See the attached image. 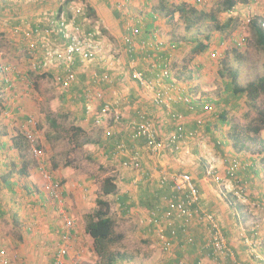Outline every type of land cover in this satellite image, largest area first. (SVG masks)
Returning a JSON list of instances; mask_svg holds the SVG:
<instances>
[{
  "label": "rangeland",
  "instance_id": "374dc122",
  "mask_svg": "<svg viewBox=\"0 0 264 264\" xmlns=\"http://www.w3.org/2000/svg\"><path fill=\"white\" fill-rule=\"evenodd\" d=\"M39 1L44 3L46 0ZM47 1L51 3L53 0ZM87 1L89 3L90 0ZM148 1L149 3H147ZM157 1L158 0H106L107 5L104 8H107L106 11H108L111 20L117 24L116 28L118 32L122 31L123 33L128 23H142L146 17V13L148 14L150 10V7L147 5L151 4L152 6L157 4ZM173 1L177 4L187 3L198 9L215 14L221 22H225L229 18L234 19L231 27L227 28V30L222 33L214 32L212 26L208 22L196 27L191 33L185 30L184 23L178 18L172 22L162 19L155 24L157 36L165 43V49L170 51L169 61L178 85L184 87L186 92L199 103V106H211V110L206 112L205 109H203L196 117L201 118L202 124L200 130L203 131L204 127L217 123L218 115L222 109L221 106H224V103L221 105L220 101L225 97L227 78L221 77L219 75L220 71H226L227 69L237 70L239 72V82L241 85H247L264 75V49L258 45L256 36L251 27L252 19H264V4L255 3L251 0H248L249 3L245 4V0H241V3L238 4L233 12L222 13V0H201L202 2H200V0H172V2ZM57 2V0H54V3ZM65 2V0L61 1L64 8L68 10L65 13L66 15L68 12L71 16L74 14L72 11L74 6L80 5V7H85L84 0H76L69 6H66ZM5 7L6 5L4 3L2 9ZM97 14L98 13L92 17H88L87 12L86 14L78 15V23L86 29L98 27L101 30V39L109 45L106 46L107 49L119 50L121 38H119L118 35L113 36L110 31L106 29L105 24L99 20L101 18L99 14ZM1 18L0 63L14 65L16 68L15 71L18 72L21 80L18 79L15 82L17 83L15 87L6 90L3 94L4 96L0 97V143L2 142L9 147L12 144L11 138L19 133L22 123L26 121L28 115H31L37 122L39 133L38 140L39 143L43 145L45 152L44 164L39 165L29 149L25 156L20 158V154L15 148L9 151L6 150V153H13V158L18 159V161L14 163L19 162L15 164V171L17 174L16 181L19 178V169L25 162L23 158H27L26 161H28L29 167L25 170L26 176L21 175L23 179L22 182L24 183L26 181V183L29 182L31 185H34L35 180L33 175H40L39 179L41 182L39 179L38 180L41 184H37L38 186H36L32 194L36 193L37 196L41 194L46 202L43 203V207L37 209L31 208V210L41 219H50L52 216H55L57 220L60 219L63 223L65 215L68 214V216H70V211L67 207L68 201L78 199L83 207L79 208L77 211L81 213V215H84V219L87 223L86 217L88 215H93L96 210L100 209L98 200H104L107 206H101V208L105 209L114 219L116 234L123 237L120 243L112 247V251L124 253L128 259L118 264H176L178 260H175L174 250L169 253L165 252L157 239L156 233L152 231L153 229L148 225L149 208H147V204L149 203V197L145 196V201H142L143 204H139L137 196H139L140 188L138 187L135 189L130 180L133 173L129 170H125L119 162H114L111 158L106 157L109 153L108 149L113 143V138H119V129L123 127L119 125L118 128H115V124L102 127L96 125L92 120H80L79 115L81 112L78 102L76 101L79 96L78 93L75 95L72 89L65 90L57 85L55 78H53L56 70H51L45 74L32 70L33 67L29 58L32 54L27 50V46L23 44L21 52L19 50L18 52L14 50L16 47L15 43H17L14 40L17 39L15 37H22V35H15L14 38H11L14 35V24L12 25V23L8 22V18L5 14H2ZM118 23H120V26ZM116 31L117 30H115V32ZM209 33L212 35L209 49L202 54H192L190 52L191 46L188 44L181 47L178 52H173L170 49V45L178 39H191L197 36L200 41H204L205 35ZM241 38L246 39V44L243 47H237L236 41ZM12 43L14 45H12ZM214 53H217L215 57L213 56ZM107 54H111V52H107ZM34 57L38 58L40 54H36ZM115 58V69H119V72L125 74V77L129 78L128 58L123 55V53L115 55ZM140 64H143V62H138V66ZM80 67V72L84 71L85 68L90 71L96 70L97 68L96 66L85 67L83 65ZM8 85L9 84H6V82H2L1 87L7 89ZM121 85H124V82L121 83ZM126 91L128 92V90ZM140 93H142L141 98L145 99L143 96L145 92L141 90ZM125 98L129 101L127 96H125ZM217 103L219 104L217 105ZM234 103L235 102L225 107L228 108V118L233 125L238 126L239 129L245 130H249V127H256L258 125L255 120L256 112L251 105L244 99L238 101V106L236 108H233ZM4 105H8L9 108L6 109ZM258 105L260 108H264V96L261 97ZM183 120H185V117H183ZM12 122L15 131L13 129L14 133L11 134L13 136L10 137L8 124ZM122 122L125 128L129 127L126 123L127 119L124 118ZM77 128L81 129L78 133H76ZM229 129L228 126H224L221 129H214L217 137L223 136L225 138L223 141L226 140L227 142L226 148L222 151L223 153L219 152V146L215 145L213 141L210 140V136L207 132H203V137L200 138L199 141H196L199 143L203 141L206 146H208L207 149H205L206 154L207 152L210 154V158L208 156V158L204 160L201 156L198 157L199 159H193L194 164L198 165V172L199 175L201 174V177H203L206 168L211 166L219 173V160L223 162V166H226V160L231 154H238L232 146V141L226 139ZM248 133L251 134L250 132ZM260 137L264 138V131L260 133ZM191 153L195 155L193 150ZM43 167L50 172L53 178L61 185L62 181L70 185L69 196L67 193V196L63 195L64 204L66 206L62 214L65 215L60 213L57 203L53 200H49L46 197L47 195L39 189L43 187ZM61 174L62 176H58ZM192 175L195 176V174ZM109 177L116 179L118 191L114 195L105 196L102 193V184L104 180ZM207 182L220 197L226 195L227 190L223 185L217 184L212 179H208ZM262 187L264 189V181ZM79 189L83 190L87 199L84 198V194L82 195L81 192L79 193ZM152 189L157 191V189L160 188L159 186L153 185ZM1 191L2 189H0V192ZM86 191H88V193ZM126 193H130L131 195V198H128V196L126 197L127 201L134 200L136 204L134 203L131 206L128 203L124 206L121 205L126 199L124 197L127 195ZM3 195L4 197L2 199L5 201V204L2 209H4L6 213L3 214V216L0 215V226L8 228L11 222L9 219L14 220V214L7 206L11 202L9 199L10 196L8 197L5 192ZM66 197L68 199H66ZM17 198L20 199V207L24 206V203L28 201V199L23 196ZM29 198L31 199L30 196ZM152 198L151 201L155 204L156 199L153 198V200ZM223 200L226 201V198H223ZM260 202L264 203V198H262ZM218 203H220L219 200ZM163 206H165V204H163ZM124 207H126V210ZM259 210H261V208ZM19 212H22L21 208H19ZM23 212L21 215H23ZM28 213L30 212L28 211ZM15 215L18 216V214ZM4 216L7 217L4 218ZM249 217L250 215L248 214L246 219L242 220V224L245 228L252 229L256 227L254 222L257 220L259 221V219L258 215H256L254 219L252 218V220ZM236 224L238 227L240 226L238 220ZM40 226L42 229V225ZM263 228L262 224H260L258 228L259 247L257 249L258 255L262 258H264V242L261 239V231L264 230ZM238 232L239 229L237 234ZM250 233H252V230H250ZM31 235L32 234H25L29 242L32 240L29 238ZM56 239L57 237H54V241L46 242L45 249H49L50 247V251L47 250L48 254L42 253L43 257L41 261L44 264H51L52 262L53 255L56 253V244L58 245ZM202 241L203 240L200 241V246L202 245ZM231 246L233 247V245ZM82 247L84 248V253L76 252L74 255L69 254L68 264H97L99 259L96 253L90 250L91 244L85 242L82 244ZM246 250L250 251L248 248ZM260 250H262V254ZM249 255L251 259L256 262L255 264L261 263L260 258H256L251 253H249ZM46 257L48 258L46 259Z\"/></svg>",
  "mask_w": 264,
  "mask_h": 264
},
{
  "label": "built area",
  "instance_id": "2783aa9c",
  "mask_svg": "<svg viewBox=\"0 0 264 264\" xmlns=\"http://www.w3.org/2000/svg\"><path fill=\"white\" fill-rule=\"evenodd\" d=\"M0 0V9L2 5ZM255 3H263L264 0H252ZM200 2H202L200 0ZM72 11L75 14H84L85 8L74 6ZM42 23V22H41ZM46 28H30L25 29L22 26L13 28L14 35L24 36V41L27 43V50L32 54L30 63L35 72L48 73L51 70H56L53 78H55L58 86L65 90H70L78 83V72L76 68L78 63L85 67L89 65L96 66V71L92 75V84L95 86V99L102 103L101 111L95 114L94 122L98 126H111L112 124L122 123L121 106L126 100L125 96L119 90H114L110 100H105V94L101 90L100 85H111L114 81L111 77V71L115 69V55L124 53L129 58V79L135 82L143 92H151V103L157 107L163 114H166L174 123L175 129L164 135L161 126L156 123V120L150 114L139 111L137 119L129 124L131 138L133 141L142 140L145 144L147 152L154 158H162L164 155L172 153L173 155H183L185 157L192 155V150L188 143L195 140L201 133V118L197 119V128L192 131H186L181 123L182 115L175 112L174 105L184 103L192 113H196L195 105L189 106L194 98L186 92V89L175 80L173 68L170 61L163 59L154 51H164L165 43L155 35L149 41L138 42L139 26L128 23L126 31L120 40L119 50H108L107 45L101 39V30L98 27L86 29L76 22L72 17L69 18L65 13L57 15L55 18L47 22ZM264 28V22H262ZM61 42V43H58ZM246 44V39L241 38L236 41L237 47H243ZM111 52V54H107ZM150 53V55H149ZM40 57H34V55ZM217 53H214V57ZM146 63V70L138 68V62ZM88 65V66H87ZM53 68V69H52ZM15 67L9 63H0V84L6 82L7 89L0 86V97H3L6 90L13 89L10 84L11 74L19 76L15 71ZM102 71V73H99ZM148 73L155 75L154 79L147 77ZM53 74V73H51ZM94 90V89H91ZM194 102H196L194 100ZM205 111L211 110V106L203 107ZM88 112H93L92 104L88 105ZM94 115V113H93ZM114 125V126H115ZM19 133L24 136L29 151L37 160L39 165L44 164V147L38 140L37 122L34 117L28 115L26 121L22 123ZM18 134V133H17ZM125 157L122 160L124 169L133 171L136 175L133 178L132 185L137 188L142 181L152 180V176L145 173L143 169L142 155L137 149H130L127 142L121 138L113 147L112 156L114 158ZM227 176L234 180L237 169L240 167V162L234 160L229 163ZM156 172L159 175L157 183L159 187H171L172 199L169 202V208L160 212L156 209L148 213V225L154 229L158 241L162 245L165 252H171L177 245L176 237L179 227L186 230L194 222H198L200 226L206 229L205 237L202 241L201 256L196 264H206V259L212 264H226L230 261L231 264H246L242 261L236 250L230 245L215 213L202 210L200 208L201 192L198 188L191 173L172 172L163 166H157ZM43 193L46 194L49 200L64 204V197L60 185L53 179L52 175L43 167ZM206 178L212 179L217 184H221L225 189H230L236 199L246 206L251 205L252 208H262L261 203L254 202L249 199L246 185L234 184L227 185L223 176L219 175L211 166L206 169ZM236 183V182H235ZM227 186V188H226ZM254 231L249 234L248 230L243 228L240 231V239L250 252L257 258H260L264 264V258L258 255L259 224H255ZM74 222L67 219L63 233L61 235V244L53 256L51 264H68V256L71 245L74 241ZM257 233V234H255ZM187 246L195 244V240L187 237L183 240ZM0 264H14L9 257L8 251L4 248L0 249ZM178 264H186L179 261Z\"/></svg>",
  "mask_w": 264,
  "mask_h": 264
},
{
  "label": "crops",
  "instance_id": "0c3cea01",
  "mask_svg": "<svg viewBox=\"0 0 264 264\" xmlns=\"http://www.w3.org/2000/svg\"><path fill=\"white\" fill-rule=\"evenodd\" d=\"M57 1H58L57 3H54V0L51 3L50 2L48 3V1L46 0L44 3H42V1H39V0H2L1 4L5 3L6 7L3 9H0V20H2L1 15L5 14V16H7L8 18V22L12 23V25L13 24H15V26L19 25V26L24 27L25 29L37 28V27L46 28L47 22L55 18L59 14L60 8L64 7V5L61 3V1L63 0H57ZM75 1L76 0H74L73 2ZM106 3H107L106 0H90L89 1V4L91 5V7L96 11V13L99 14L101 18L99 20L105 24L106 29L109 30L113 36L118 35L119 38H122L123 34L126 31V27L124 28L123 33L122 31L118 32V29L116 28L117 24H115L114 21L111 20L110 16L108 15V11H106L107 8H104L107 5ZM84 14H86V12ZM78 15H83V14L74 13L72 15V18L75 19L76 22H78ZM118 24L120 26V23ZM133 25H137L140 27L139 28L140 30H144L145 25H141V22H138L137 24H133ZM115 30L117 31L115 32ZM14 37L15 35H13V37L11 38H14ZM15 38H17V39H14L15 42L17 43H15L16 47L14 50L17 52L19 50L21 52L22 45L25 43L24 36L23 37L18 36ZM12 45L14 44L12 43ZM123 55L125 54L123 53ZM126 57L128 58V56ZM129 62L130 61L128 58V64ZM77 65H78L77 72L79 73L78 83H77V87L74 86L72 88L73 93L75 95L79 89H84V90L88 89L87 88L89 87L88 85H90V83H93L92 82L93 72L96 71V70L90 71L89 69L87 70L85 68L84 71L80 72V69H81L80 66L82 65H80L79 63ZM89 66L94 67V64L89 65ZM138 68L142 70H146L147 66L145 62H143V64H140ZM98 72L102 73V71H99V70ZM110 73H111V77L113 78L114 82L111 85H100V86L96 85V87H101V90L105 94V100H109L112 98L115 89L119 90L123 96L128 97L129 101H125L121 108L123 120L124 118L127 119L126 123L128 125L131 124L133 120L137 119L139 111H144V112L149 111L150 112L149 110V107H150L152 109V112L156 111L153 113L150 112L151 113L150 116L153 117V119L156 120V123H158L161 126V130H162V133H164V135H166L167 133L169 134V132L174 129V124L172 123V120L166 114H163L154 105H153L154 107L152 106L151 92L147 91L143 95L145 99H142L141 98L142 93H140L141 88L135 82L125 77V74L119 72V69H115L113 72L111 71ZM10 77L12 78V77H17V76L15 74H11ZM147 77L150 79H154L155 75L153 73H148ZM123 82H124V85H121V83ZM91 88L94 89L95 86ZM123 89L128 90V92ZM92 103L95 104V106L99 105V101H97L96 103L93 101ZM127 105H131V106H127ZM176 105H177L176 108L180 110L181 113H185L186 111V115L183 114L185 116V120H183L182 123L184 124L186 131H192V129L196 127L195 124H196L197 115L192 113L191 110L188 109L185 105H182V104H176ZM93 113L94 115L97 114V112H93ZM93 113L92 112L89 113V117L86 118V121L88 120L93 121ZM8 125H9L8 132H9L10 137H12L13 135L11 134L14 133L13 132V129H14L13 122ZM119 125L123 127L119 129V132H118L119 138L118 139L113 138V143L109 147L110 150L108 149L109 153L106 155V157L111 158V160L114 162H119L120 165L122 166V160L125 157H129V154L124 155L123 158L122 157L114 158L112 156L113 147L119 140H121V138H123V140L127 142L130 149H137L141 152L143 169L145 173H148L152 176V180L142 179V181L140 182L138 186L140 188L139 196H137L139 204H141L140 202L145 201L144 197L146 196V197H149L148 199L151 204H153L151 202V198L153 197L154 199H156L155 208H153V210L156 209L161 212L166 207V204H167L166 201L170 197V194H172L171 187L169 186L159 187L160 189H157V191H154L152 189L153 185L157 187L159 186L157 183V179L159 175L157 174L156 169H155L157 166H163L164 168L171 170L172 172L187 171V172H190L191 174H195L194 178L196 179L197 185L201 192V201L199 205L200 208L202 210L209 211L212 213L215 212L219 221L221 222L222 228L227 234L226 236H228L227 238L229 239V243L233 245V248L238 253L239 258L242 261H245L246 264H255L256 262H254V260L251 259V256L249 255V253L251 252L246 250L247 248L245 247L243 241L240 239L241 238L240 231L243 228H245V226L242 224V220H245L248 214L250 215L249 218H251V220L252 218L254 219L256 215H258L259 221L257 220L256 222H258L259 225L262 224V227H264V213H263L264 203H263V207L261 208V210L257 208H252L251 205H247V207H244V208L234 209L233 207L230 206L228 202H226L227 200L226 201L223 200L224 196L220 197V195L212 188V186L208 184L207 182L208 179L205 177V173H203V177H201V174L199 175L198 165H195L193 162V159L194 160L199 159L198 158L199 156H201L203 160L207 159L208 156L210 158L209 152H207L208 155L205 152V149H207L208 146H206V144L203 141L199 143V142H196L197 140H193L188 143L191 150L193 149L198 150L197 153L195 152V155L192 154L190 156L185 157L183 155L178 154L175 156L172 153H169L167 155H164L162 158H154L147 152L145 144L142 140H138V141L132 140L130 129L128 127L125 128V126H123V122L121 124L115 125V128H118ZM12 155L13 153H10V152L4 154V159L7 158L6 161L8 163L10 162V165L18 161V159L13 158ZM20 157L21 156L19 155V158ZM222 163L223 162L219 160L218 162V165L220 166L219 175L224 176V179H225L226 166H223ZM131 172L133 173L131 177L132 179L134 178L136 173L133 171ZM58 176H62V174ZM33 178L35 180L34 185H31L29 182H27V184L30 186L31 191H33L36 188V186H38L37 184L39 185L41 184L40 183L41 180L39 179L40 175L35 174L33 175ZM38 179L40 180V182ZM234 184L236 183L234 182ZM244 185H246V188L248 189L247 192L249 196L253 200H256V201L251 200L253 201L252 203L259 202L262 199L261 197H264L262 193L264 190L258 184L253 183L252 186H250L246 183ZM60 187H61V191L63 195H66L67 193L69 196L70 185L62 181V185L60 184ZM39 189L41 192H43V188H39ZM79 190H78L79 193L81 192L83 195L84 194L83 190L82 189H79ZM16 192H17V195L15 196V198L12 199V201L8 205V208H10V210H12L14 214L13 219L15 220V222L14 220L9 219V221H11L12 223L10 222V226L8 228L0 226V249L4 248L5 250L8 251L9 257L14 264H44L41 261L43 257L42 253L44 252V254H48L47 250L50 251V247L49 249H45L46 242L47 241L52 242L54 241V237H57L56 239V241L58 242V245L56 244L57 246L56 251H57L58 247L61 244L60 238L63 233L67 219H71L74 222L73 234H74L75 240L73 241L71 245V248H70L71 250L69 251V253L71 255L76 254V252L84 253L85 251H84V248L82 247V244L85 242L90 243L91 244L90 250L92 252H95L94 245H93V239L91 238L89 234L86 233L87 223L84 219L85 217L84 215H81V213L77 211L79 210V208L83 207L79 203L80 201L78 199L69 200L67 203V207L70 211L69 212L70 216H68V214L66 215L62 214L64 213V208L66 206L65 204L60 205L58 202L54 201L57 203L60 213L62 215H65V220L62 223L61 220L60 219L57 220L55 216H52L50 219L48 218L41 219L33 210H31L32 206L34 205L35 207H39V206H36L40 202L39 200H36L38 198L32 197L33 202H31L30 198L26 195L27 194L26 189H19V190H16ZM86 192L88 193V191ZM215 193H216V196H215ZM226 193L229 194V190H227ZM126 194H127L125 195L126 197L128 196V198H131L130 193H126ZM21 196L26 197L28 201L27 203H24V206L20 207V199H18L17 197H21ZM84 198H86L85 194H84ZM66 199L68 198L66 197ZM218 200L220 203H218ZM127 203L130 204L131 206L132 204L135 203V201L128 200ZM163 204H165V206H163ZM19 208L22 209V212L25 211L23 212V215H21L22 212H19ZM28 211L31 214L28 213ZM149 211H150V208L148 209V212ZM15 214H18V216ZM6 217L7 216H4V218ZM48 220H51V221H48ZM237 220L240 224L239 227L236 224ZM256 222H254V224H258ZM40 225H42L43 227L42 229ZM238 229H239V232L237 234ZM24 230H25V233H24ZM247 230L249 234H251L250 230H252V232L254 231L253 228L247 229ZM205 232H206V229L200 226L198 222H194L193 224H191V226H189L185 231L179 227L177 237H176V240H177L176 243L178 245L177 252H178V256H181L183 258L179 257L180 259L178 260L186 262V264H196V262L200 258L197 256V254L201 252L200 241L204 239ZM261 232H262L261 239L264 242V230H262ZM15 234H18V235H15ZM25 234H32L31 237L29 236V238L32 239L30 242L26 239L27 237H25ZM187 237L194 238V240H196L195 244L192 246L185 245L183 243V240H185ZM260 252L261 254L263 253L262 250H260ZM47 258L48 257H46V259ZM209 263L212 264L210 261ZM260 264H263V263L261 262Z\"/></svg>",
  "mask_w": 264,
  "mask_h": 264
},
{
  "label": "trees",
  "instance_id": "16d2710c",
  "mask_svg": "<svg viewBox=\"0 0 264 264\" xmlns=\"http://www.w3.org/2000/svg\"><path fill=\"white\" fill-rule=\"evenodd\" d=\"M65 1H66L65 2L66 6H69L73 3L74 0H65ZM84 3H85L84 6L87 12V16L88 17L95 16L96 12L91 7V5L87 1ZM147 3H149V1ZM239 3H241V0H222V5H221L223 11L222 13L233 12ZM244 3L245 4L249 3V1L245 0ZM147 6L150 7V10L148 14L146 13V17L144 21L141 23V25H145V26H144V30H139L138 42L140 43H142L143 41L144 42L149 41L150 39L154 38L155 35H157L155 32L156 30L155 24L157 23V21H160L162 19H166L167 21L172 22L175 21L176 18H178L184 23L185 30L188 33H191L196 27L202 25L205 22H208L212 26L214 32L222 33L223 31L227 30V28H230L234 21V19L229 18L225 22H221L215 14L209 13L205 10L198 9L195 6H192L187 3L177 4L174 1L172 2V0H158L157 4H154L152 6L151 4H148ZM66 11L68 10H66L64 7H61L58 15H60L61 13H66ZM67 15L69 18L72 17L71 14H69V12L67 13ZM262 22H264V19L254 18L251 20V27L254 35L256 36L258 45L264 49V28L262 26ZM211 38L212 35L210 33L205 35L204 41L203 40L200 41V39H198L197 36H194L191 39L181 38L180 40L178 39L174 41L172 45H170V49L173 52H178L181 49V47H183L185 44L186 45L188 44L189 46H191L190 52L192 54H202L209 49ZM25 45L27 46L26 42L24 43V46ZM169 52L170 51L165 49L164 51L161 52L154 51L151 54L152 55L156 54L157 56H160L163 59L169 60L170 59ZM219 75L223 78H227L226 87H225V91H226L225 97L220 101V104L222 105V103H224V106H221L222 109L218 115L217 123L215 125L211 124L210 126L208 125L204 127V130L200 131L201 134L198 136L196 140L199 141L200 138L203 137L204 134L203 132H207L208 135L210 136V140H212L215 145H218L219 152H222L223 149L226 148L227 142L226 140L223 141L225 139L223 136L217 137L216 131H214V129L215 130L221 129L224 126H228L230 129L226 139L232 141V146L238 152V154L236 155L231 154V156L226 160L227 163L226 171H225L226 183L227 182L233 183L234 180L237 178L235 180L236 184L244 185L247 183L248 185L252 186L253 183H256L260 187H262L264 181V138L260 137V133L264 131V108H260L258 102L261 99V97L264 96V75L248 83L247 85L240 84L239 72L237 70H232V69H227L226 71L223 70L219 72ZM18 79L21 80L19 76L12 77L10 79V84L15 87V84H17L15 82ZM74 86L77 87V84ZM88 86H89L87 87L88 89L87 90L85 89L86 91L84 89H79V90L77 89L78 91L76 92L79 95L76 101L78 102V106L81 112L79 118L82 121L89 117L88 105L93 101L95 103L97 102V100L95 99L96 94L94 93L95 88L94 90H91L92 89L91 87H94V85L90 83V85ZM241 99L246 100L247 103H249L253 108V110L256 112L255 120L258 125L256 127H249V130L239 129L238 126L233 125V123L228 118L229 116V112L227 111L228 108H225L232 105L233 102H235L233 104V108H236L238 106L237 105L238 101ZM98 101H99L98 106L97 105L95 106V104L92 103L93 112H97V114L101 111L102 108V103H100L101 101L100 100ZM151 101H152V96H151ZM193 103L195 105V110H198L199 103L194 102V100L191 102V104H189V106H193ZM177 104L185 105L184 103H177ZM218 104L219 103H217V105ZM176 106L177 105L175 104L174 108L176 113L181 115L183 114L186 115V111L185 113H181L180 110L176 108ZM4 107L6 109L9 108L8 105H4ZM149 110L150 112H152L151 108H149ZM199 110L197 112H199ZM150 112L148 114H151ZM94 116L95 115H93V121L95 119ZM195 129L196 127L193 128L192 130ZM80 131L81 129L79 128L76 129V133ZM248 132H250L251 134H249ZM11 142L12 144L9 147L3 144L2 142L0 143V189H2V191L0 192V204H1L0 208L2 209L3 205L5 204L4 203L5 201H3L2 199L4 197L3 193L5 192L8 195V197L10 196L9 199L12 201V199L15 198V196L17 195L16 190L19 189H26L27 192L26 195L28 197L29 196L31 197L30 199L31 202H33L32 197L38 198L36 200H39L40 202L36 206L39 207H35L34 205L32 206V208H36V209L41 208L44 205L43 203L46 202L45 199L42 197L41 194L40 196H37L36 193L32 194L33 191L30 190V186L27 183L22 182L23 179L21 178V175L26 176L25 170H27V168L29 167V163L28 161H26L27 158L26 159L23 158L25 162L23 163L22 167L19 169L18 174L20 179L18 178L17 181H16L17 174L15 171L16 163L14 164L12 163L10 165V162L8 163L6 161L7 158L4 159V154L6 153V150L9 151L15 148L22 157L25 156V154L27 153L29 146L24 136H22L20 133L14 135L11 138ZM193 151L198 152V150L196 149H193ZM239 154L242 156H240ZM234 160H238L240 162V167L236 171L235 179L232 180L228 178L227 171L230 166L229 163ZM174 172L190 173L187 171H174ZM192 177L194 178V175H192ZM54 180L56 181V179ZM132 181L133 178L131 179V184ZM194 181L197 184L195 178ZM57 183L60 185L59 182ZM117 191H118V185L115 178L109 177L104 180V183L102 184V193L105 196L114 195L117 193ZM262 193L264 195V191ZM124 197L126 198V196ZM172 197L173 195L170 194V197L166 201L167 202L166 207L162 212L166 211L169 208V202L172 199ZM249 198L251 197L249 196ZM226 200L230 204V206L233 207L234 209L247 207L244 203L238 201L231 192L228 194V196L226 195ZM251 200L253 199L251 198ZM126 203H127V198L125 199L124 202L121 203V205L124 206ZM140 203L143 204V202ZM259 203L263 205L262 202L259 201ZM98 206L100 207V209L96 210L93 213V215H88L86 217L87 218L86 233L89 234L93 239L94 251L99 259L97 264H118L121 261L128 260L127 256L124 253H116L112 251V247L117 243H120L123 237L121 235L116 234L114 219L108 214V212L105 209L101 208V206H107V203L104 200L103 201L98 200ZM124 208L126 210V207ZM147 208H150L151 211L153 210V208H155V204H151L149 202L147 204ZM1 209H0V215L3 216V214L6 213V211L4 209L2 210ZM152 231H154V229ZM224 233L226 234L225 231ZM203 244L204 243H202L201 246H203ZM177 247L178 245L174 247V251H173L176 256L175 260L183 258L181 256H178V252H177L178 250L175 249ZM201 254L202 253L199 252L197 256L200 257ZM206 264H210L207 259H206ZM226 264H231V262L227 261Z\"/></svg>",
  "mask_w": 264,
  "mask_h": 264
},
{
  "label": "clouds",
  "instance_id": "9594fccd",
  "mask_svg": "<svg viewBox=\"0 0 264 264\" xmlns=\"http://www.w3.org/2000/svg\"><path fill=\"white\" fill-rule=\"evenodd\" d=\"M251 1H252V0H251ZM84 8H85V7H84ZM85 12H86V10H85ZM0 86H2V83L0 84ZM203 107H204V106H202V105L199 106V107H198V110L200 109L199 112H196V113H194V114L199 115V113L201 112V110L204 109ZM198 110H197V111H198ZM183 117H185V116L182 115L181 123H182V121H183ZM167 119H168V118H167ZM197 119H198V118H196V124H195V125H196V128H197ZM172 123H173V121H172ZM173 124H174V123H173ZM182 124H183V123H182ZM183 126H184V124H183ZM184 128H185V127H184ZM174 129H175V127H174ZM200 131H201V130H200ZM197 138H198V137H197ZM197 138H196V139H197ZM196 139H195V140H196ZM29 149H30V148H29ZM206 169H207V168H206ZM205 174H206V171H205ZM228 184H229V183H227V185H228ZM226 190H229V193H230V192L232 193V191H231L230 189H226ZM226 192H227V191H226ZM232 194H233V193H232ZM226 195L228 196V193H226ZM226 195H223L224 198H226ZM233 195H234V194H233ZM261 205H262V204H261ZM193 239H194V238H193ZM52 259H53V258H52ZM179 261H180V260H179ZM179 261H178V262H179ZM178 262H177L176 264H178Z\"/></svg>",
  "mask_w": 264,
  "mask_h": 264
}]
</instances>
